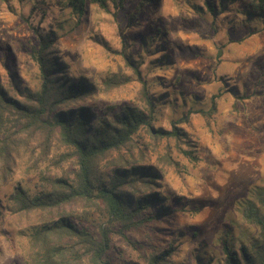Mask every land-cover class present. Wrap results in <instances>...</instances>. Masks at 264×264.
<instances>
[{"label":"rangeland","instance_id":"rangeland-1","mask_svg":"<svg viewBox=\"0 0 264 264\" xmlns=\"http://www.w3.org/2000/svg\"><path fill=\"white\" fill-rule=\"evenodd\" d=\"M32 1L37 0H0L2 85L13 76L25 91L39 89V68L32 57L39 39L30 23L44 35H53L55 28L56 52L68 74L95 85V100L102 107L140 105L142 88L126 64L130 58L159 101L155 127L181 129V140L162 141L157 154L147 156L166 171L158 191L181 207L176 222L160 225L158 232L146 224L126 231L134 246L112 236V262L144 264L142 256L159 243L157 236L182 243L177 264H195L194 254L223 261L220 238L227 231L243 237V201L264 189V24L257 22L258 32L250 35L236 10L212 15L206 1L218 5V0H154L132 28L128 16L137 0L121 12L89 3L81 24L70 10L54 3L57 0L46 14ZM239 7L244 6L232 9ZM158 28L166 34L143 39L155 36ZM200 111L210 116L195 114ZM59 156L55 152L38 165L26 159L0 185V264H27L28 229L42 215L18 214L11 198L20 185L35 195L44 191L46 178L71 176L75 161L60 166L53 161ZM102 222L99 212L90 211L81 215L79 225L99 235Z\"/></svg>","mask_w":264,"mask_h":264},{"label":"trees","instance_id":"trees-1","mask_svg":"<svg viewBox=\"0 0 264 264\" xmlns=\"http://www.w3.org/2000/svg\"><path fill=\"white\" fill-rule=\"evenodd\" d=\"M54 1L32 3L38 12L46 14ZM133 2L57 0L54 3L70 10L76 15L77 24H81L89 3L104 11L112 7L121 12ZM137 2L128 16L129 28L136 26L138 15L147 13L144 6L148 8L154 0ZM206 5L214 16L236 10L250 35L258 32L254 27L257 22L264 24V0H218V5L206 1ZM238 5L244 7L232 9ZM30 26L39 39L32 57L39 68L40 86L37 91H25L13 76L8 85L0 83V185L9 181L24 160L38 165L55 152L60 156L53 161L61 162L60 166L75 161V170L69 177L46 178L44 191L35 195L21 185L15 189L11 201L18 214L42 215V220L28 229L30 245L26 262L114 264L109 255L112 236L119 235L134 246L126 231L146 224L158 232L160 225L176 222L181 207L158 191L166 171L159 167V162L151 163L147 156L156 155L162 141L181 140V129L177 125L171 131L155 127L159 101L134 60L126 58V64L141 85L140 105L104 108L95 100L98 95L95 85L72 79L68 74L67 65L56 52L57 30L54 28L53 35H44L42 28L31 23ZM165 34L158 28L155 36L143 39L153 40ZM215 99L212 112L216 110ZM195 114L209 115L204 111ZM184 154L192 156L191 151ZM166 160L171 163V157L167 156ZM243 208L245 234L240 238L232 231L224 233L219 242L223 261L215 255L206 260L194 254L195 264H264V189L245 199ZM90 211H97L103 217L99 235L79 225L81 215ZM157 238L159 243L142 256L144 264H177L181 249L178 245L182 243L176 245L177 239Z\"/></svg>","mask_w":264,"mask_h":264}]
</instances>
